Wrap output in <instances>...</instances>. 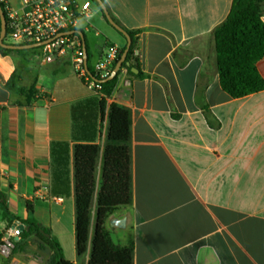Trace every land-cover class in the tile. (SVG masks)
<instances>
[{
  "label": "crops",
  "instance_id": "obj_1",
  "mask_svg": "<svg viewBox=\"0 0 264 264\" xmlns=\"http://www.w3.org/2000/svg\"><path fill=\"white\" fill-rule=\"evenodd\" d=\"M101 1L119 26L140 31L135 50L145 74L137 78L122 67L108 99L131 112L132 201L107 216L105 229L118 244L133 243V264H264V89L231 98L216 68L213 30L227 18L232 0ZM5 2L12 11H24L20 0ZM77 30L91 68L109 46L121 51L127 44L96 4L78 20ZM256 69L264 81V57ZM11 75L15 90L9 91ZM96 97L67 52L46 62L38 48L0 51V192L11 214L48 228L64 258L75 264L89 260L107 116L85 123L86 136L95 127L99 154L87 249L80 259L72 160L69 195H53L50 144H74L71 108Z\"/></svg>",
  "mask_w": 264,
  "mask_h": 264
},
{
  "label": "trees",
  "instance_id": "obj_2",
  "mask_svg": "<svg viewBox=\"0 0 264 264\" xmlns=\"http://www.w3.org/2000/svg\"><path fill=\"white\" fill-rule=\"evenodd\" d=\"M91 1L96 4L94 0ZM0 7L7 22L4 0H0ZM263 12L264 0H232L227 18L213 30L216 68L220 87L231 98L246 97L264 89V81L256 69L257 61L264 57V23L261 20ZM102 16L107 21L103 12ZM114 30L116 29L114 28ZM116 31L124 38V34H126L130 40V46L121 67H125L128 73L134 77L144 78L145 74L139 68V58L134 56L137 36L140 31L128 30L122 27L121 31ZM8 32L9 30L6 27L5 35ZM73 36L80 40L82 46L84 43L87 59L84 68L89 79L99 85L98 97L77 102L72 106V139L74 141L72 146L68 142H51L50 144L51 193L61 197L69 195V165L72 160L74 245L76 257L80 259L87 249L90 225L89 210L95 184L94 170L99 154V146L94 143L95 127L92 134L86 136L84 135L87 128L85 123L91 116L98 117L101 122L106 115L108 126L103 150L104 165L97 195L90 255L86 264H133V243L131 242L126 246L114 244L110 238V233L104 226L105 219L110 213L120 207L130 205L132 201L129 147L131 112L128 108L117 103H108V99L116 87L120 70L111 80L100 82L102 79L98 78L89 65V55L84 37L81 39L76 34H73ZM3 43L8 44L5 42V38ZM124 49L125 47L121 49L116 62ZM0 51L2 53L23 52V50L9 49L2 46H0ZM131 68L136 69L138 72H131ZM5 87L9 91L15 90L13 75L7 80ZM16 91L20 94H28L30 98L35 95L33 89L18 88ZM85 140L86 142H83ZM27 208L30 209L29 206ZM0 214L6 227L12 225L13 219L18 220L8 210L6 195L2 192H0ZM18 221L28 226V230L21 232L18 244L31 236H36L52 251L48 264H75L64 258L58 240L50 234L48 228L33 220Z\"/></svg>",
  "mask_w": 264,
  "mask_h": 264
},
{
  "label": "built area",
  "instance_id": "obj_3",
  "mask_svg": "<svg viewBox=\"0 0 264 264\" xmlns=\"http://www.w3.org/2000/svg\"><path fill=\"white\" fill-rule=\"evenodd\" d=\"M5 1V0H4ZM24 11L17 13L5 7L7 13L6 27L9 32L5 40L10 39L20 45L42 43L38 48L46 62L55 56L70 54L76 75L91 90L97 93L96 85L86 74L84 68L83 48L80 40L64 32L77 30L79 19L89 16L91 0H20ZM6 3V2H5ZM120 50L109 46L103 56L94 65L93 70L99 79L107 78L113 71ZM135 57L139 52L135 50ZM55 200H60L59 198ZM20 231L14 223L7 227L0 236V257L7 258L20 240ZM18 264V263H14Z\"/></svg>",
  "mask_w": 264,
  "mask_h": 264
},
{
  "label": "water",
  "instance_id": "obj_4",
  "mask_svg": "<svg viewBox=\"0 0 264 264\" xmlns=\"http://www.w3.org/2000/svg\"><path fill=\"white\" fill-rule=\"evenodd\" d=\"M94 2L96 3V5L98 6V8L103 12V14L105 15L107 22L116 30L121 31V27L116 24L111 16L109 15L106 6L103 4V2L101 0H94ZM0 20H1V31H0V46L5 47V48H9V49H16V50H26V49H32V48H36L38 46H40L42 43H38V44H30V45H14V44H4L3 40L5 38V32H6V20H5V16L2 12V9L0 7ZM64 35H71V34H76L78 35L81 39L83 38L82 32L75 30V31H68V32H64ZM126 40H127V44L125 46V49L123 51V53L121 54L119 60L116 62L112 73L105 79H102L100 82H106L111 80L116 74L117 72L122 68V63L126 57L128 48L130 46V40L128 38V36L126 34H124ZM83 57H84V66L86 67V63H87V59H86V49L83 43ZM132 72H136L135 69H131ZM16 227L20 230V231H24V230H28V226H25L22 223L19 222H15ZM110 238L113 241L114 244H118V240L116 239V236L114 233L110 232Z\"/></svg>",
  "mask_w": 264,
  "mask_h": 264
},
{
  "label": "rangeland",
  "instance_id": "obj_5",
  "mask_svg": "<svg viewBox=\"0 0 264 264\" xmlns=\"http://www.w3.org/2000/svg\"><path fill=\"white\" fill-rule=\"evenodd\" d=\"M92 6L95 7L93 2ZM5 42L8 44H13V41L10 39H6ZM36 217L39 219L38 216ZM67 223L71 224V217ZM6 228L5 222H0V234H2ZM49 258V248L43 244L38 237L31 236L17 244L7 258L0 257V264H14L18 262L26 264H48Z\"/></svg>",
  "mask_w": 264,
  "mask_h": 264
}]
</instances>
